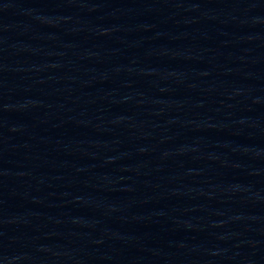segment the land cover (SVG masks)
<instances>
[{"label":"water","instance_id":"1","mask_svg":"<svg viewBox=\"0 0 264 264\" xmlns=\"http://www.w3.org/2000/svg\"><path fill=\"white\" fill-rule=\"evenodd\" d=\"M0 264H264V0H0Z\"/></svg>","mask_w":264,"mask_h":264}]
</instances>
